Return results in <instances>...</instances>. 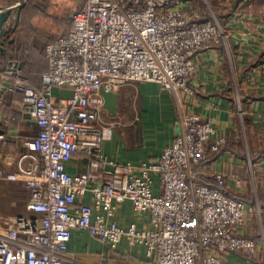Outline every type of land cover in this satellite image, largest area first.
I'll return each instance as SVG.
<instances>
[{
	"label": "built area",
	"instance_id": "obj_1",
	"mask_svg": "<svg viewBox=\"0 0 264 264\" xmlns=\"http://www.w3.org/2000/svg\"><path fill=\"white\" fill-rule=\"evenodd\" d=\"M224 37L218 19L187 0H84L70 31L45 44L48 67L40 85L17 62L0 71L8 89L22 95L19 111H28L38 126L36 136L24 140L27 150L15 160L17 171L6 174L23 181L33 214L19 215L0 230V264H86L69 251L76 228L110 248L123 235L133 237L146 247L144 264H220L227 251L249 254L258 248L260 240L237 231L252 206L227 192L224 173L199 176L197 166L226 142L216 136L211 119L185 112L179 133L156 160L118 163L102 149L111 125L103 119L101 87L151 81L174 94H192L195 53ZM54 86L71 93L57 99ZM77 152L86 156V167L70 173L67 164ZM210 178L216 186L207 183ZM88 192L92 204L82 203L73 213ZM124 200L150 211L154 228L123 227L94 213L112 214Z\"/></svg>",
	"mask_w": 264,
	"mask_h": 264
},
{
	"label": "crops",
	"instance_id": "obj_2",
	"mask_svg": "<svg viewBox=\"0 0 264 264\" xmlns=\"http://www.w3.org/2000/svg\"><path fill=\"white\" fill-rule=\"evenodd\" d=\"M18 1L27 3V0ZM51 1L56 4V11L34 10L27 8L25 3L20 13L19 28L23 37L16 41L15 47L22 43L25 52L24 55L20 52V58L24 57V66L21 67L35 85L41 84L42 73L48 67L45 44L66 33L77 9L69 13L66 20L63 11L74 0ZM208 1L221 12L227 36L221 44L199 49L195 53V72L189 78L194 92L178 91L174 94L151 81L123 84L114 90L119 93L116 115L104 110L107 113L105 117L112 122L111 136L103 142L102 149L107 158L118 163L139 164L156 160L179 133L185 112L211 119L216 136L225 137L230 146L213 158L211 154L207 163L198 166L199 176L210 177L212 172H222L227 176L228 192L245 199L253 208L237 231L253 236L261 230L264 232V207H260L261 203L264 206V0ZM52 16L55 18L52 19ZM38 32L44 37L40 49L35 45V37L31 36ZM70 93L65 86L52 88V94L57 99ZM21 105L20 93L10 89L2 92L0 112L7 121L4 133L0 134L1 230L12 226L17 216L33 214L26 208L29 192L23 181L6 177L7 173L17 171L15 160L27 150L24 140L38 133L34 117L28 111H19ZM86 162V156L77 152L67 164L68 171L79 173L85 170ZM3 189H6V199H1ZM152 189L160 192L157 174H154ZM246 198H252L254 203ZM82 203L92 204L90 192L77 199L73 213H78ZM94 213L123 227L133 223L138 229L154 228L150 211L135 208L130 200L119 202L112 214L100 209H94ZM69 251L76 260L86 264H96L100 260L113 264H144L148 259L146 247L133 237L123 235L117 246L110 248L81 228L72 230ZM220 264H264V243L260 241L258 248L249 254L227 251L222 254Z\"/></svg>",
	"mask_w": 264,
	"mask_h": 264
},
{
	"label": "water",
	"instance_id": "obj_3",
	"mask_svg": "<svg viewBox=\"0 0 264 264\" xmlns=\"http://www.w3.org/2000/svg\"><path fill=\"white\" fill-rule=\"evenodd\" d=\"M25 1L18 0H0V61L1 57L6 54V43H12L14 38L11 34L15 31L19 22V16L21 8L25 5ZM15 11V15L13 14ZM7 70L8 65L4 68L0 67V71ZM10 82L6 79L0 78V97L2 92L6 91L9 87ZM100 93L103 98V107L111 115L117 113V105L119 99V93L114 90H108L104 87L100 88ZM5 120L3 113L0 112V134L4 133Z\"/></svg>",
	"mask_w": 264,
	"mask_h": 264
},
{
	"label": "rangeland",
	"instance_id": "obj_4",
	"mask_svg": "<svg viewBox=\"0 0 264 264\" xmlns=\"http://www.w3.org/2000/svg\"><path fill=\"white\" fill-rule=\"evenodd\" d=\"M28 1V0H27ZM35 5L37 6V8L43 12H52L51 10H54L56 11L55 7H56V4L53 3L51 0H32ZM80 0H74L72 5L70 7H68L67 9H65L64 12V15L63 17L67 20L68 19V15L69 13H71L72 11H74V9L76 8L77 4L79 3ZM196 2V1H195ZM195 4H197L196 6L198 8H200L201 6H204L203 9H201V12L206 14L207 17H212L215 16V18L218 19V21L221 23L222 27H223V30H224V34H225V37L222 38V40L220 41V43L218 44H221L225 39H226V36H227V32L225 31V28H224V25H223V18L222 16H220L221 12L216 10V8H214V6H212L213 4L210 3L208 0H198V2H196ZM208 4V5H207ZM63 12H61L63 14ZM53 15V14H52ZM54 16H52V19H53ZM55 18V17H54ZM58 18V17H57ZM51 19V18H49ZM43 34H40L39 32L35 34H32L31 36L35 37V45L37 46L38 49L42 48L43 44H44V37H42ZM24 50V49H23ZM2 71H4L2 69ZM104 116H103V119L106 123H110L112 122L111 119H107V117H105V115H107V113L104 111ZM116 115V114H115ZM227 140V139H226ZM4 190V191H3ZM1 191V199H6L7 197V193H6V189H3ZM256 207H258V205H256ZM257 209V208H256ZM259 209V208H258ZM1 227H5V226H1ZM1 230V229H0ZM259 234V235H258ZM257 235H254V236H251L255 239H258L260 241H262L264 243V232L263 230H261Z\"/></svg>",
	"mask_w": 264,
	"mask_h": 264
},
{
	"label": "trees",
	"instance_id": "obj_5",
	"mask_svg": "<svg viewBox=\"0 0 264 264\" xmlns=\"http://www.w3.org/2000/svg\"><path fill=\"white\" fill-rule=\"evenodd\" d=\"M83 2H84V0H80L79 1V3L77 4V6H76V8H78L79 6H81L82 4H83ZM27 8H33L34 10H36L37 9V6L35 5V3L32 1V0H28L27 1ZM26 4L23 6V7H25L26 6ZM22 7V8H23ZM21 8V9H22ZM28 10V9H27ZM20 13H21V11H20ZM19 21H20V16H19ZM71 26H72V21H71ZM71 26H70V28L66 31V33H64L63 35H66L69 31H70V29H71ZM22 31H21V29L19 28V22H18V24H17V27H16V29H15V31L11 34V36L13 35V38H14V41L12 42V43H6L5 45H6V49H7V51H6V54L5 55H3L2 57H1V61H0V66H2L3 68L4 67H6L7 65H9L11 62H17V63H19L21 66L23 65L24 66V57L22 56L21 58H20V52L24 55V52H25V50H23L24 49V47L22 48L21 47V45H22V43L21 44H19V47H15V45H16V41L17 40H20L19 38H22L23 37V34L21 33ZM52 40H54V39H52ZM52 40H50V41H52ZM45 47V46H44ZM14 58H15V60H14ZM13 59V60H12ZM23 74L26 76V77H28L27 76V74L25 73V71H23ZM19 93V92H18ZM21 97H22V95H21ZM230 141H227L226 140V142L224 143V144H222L220 147H219V149L217 150V151H214L213 153H212V158L214 157V156H216L223 148H225V147H228V146H230ZM198 167V166H197ZM212 180V181H211ZM207 183L210 185V186H216V184H215V182H214V180L213 179H209L208 181H207ZM227 190V189H226ZM227 192H228V190H227ZM231 196H234V197H236V198H238V199H241V200H244L245 201V199H243V198H241L240 196H238V195H235V194H232L231 192H228ZM248 201H250L252 204L254 203L253 202V200H251V199H249V198H246ZM264 207L263 206V204L261 203V205H260V207ZM257 235V234H256ZM259 235V234H258ZM254 236V235H253Z\"/></svg>",
	"mask_w": 264,
	"mask_h": 264
}]
</instances>
